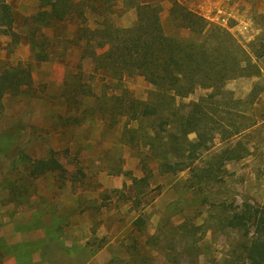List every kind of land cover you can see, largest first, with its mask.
Wrapping results in <instances>:
<instances>
[{
	"label": "rangeland",
	"instance_id": "obj_1",
	"mask_svg": "<svg viewBox=\"0 0 264 264\" xmlns=\"http://www.w3.org/2000/svg\"><path fill=\"white\" fill-rule=\"evenodd\" d=\"M152 1L160 6L166 32L189 33L171 21L172 0ZM177 1L232 33L264 76V56L257 58L264 44V0ZM0 2L16 15L11 28L0 25V71L6 69L10 76L16 72L19 78H8V90L0 97V134L15 128L19 144L11 153L0 154L2 263L244 264L240 246L245 238L221 222L245 206L264 211V121L234 139L242 140L248 153L222 163V177L213 186L190 188V170L160 173L155 160L149 159L152 176L147 186H136L134 195L132 177L145 175L139 162L141 147L125 142L122 133L125 125L137 126V121L122 116L112 124L95 106L93 95H100L101 104L103 92L121 94L124 87L132 97L147 100L153 85L139 74L118 80L96 72L90 57L81 56L85 40L80 28L98 26L102 17L95 12L83 9L42 28L52 38V58L38 61L24 37V19L38 11L41 0ZM114 8L109 19L115 25L133 24L134 8L123 7L120 0ZM23 68H28L29 77L21 73ZM254 80L239 77L227 81L225 88L245 97ZM77 84L88 92L77 95L71 89ZM205 92L197 89L182 102ZM259 101L264 107V92ZM222 145L215 139L200 163ZM49 149L68 169V178L26 176L24 164L16 161L20 153L36 159ZM142 150L148 152L147 147ZM138 215L144 222L140 229L134 224Z\"/></svg>",
	"mask_w": 264,
	"mask_h": 264
},
{
	"label": "trees",
	"instance_id": "obj_2",
	"mask_svg": "<svg viewBox=\"0 0 264 264\" xmlns=\"http://www.w3.org/2000/svg\"><path fill=\"white\" fill-rule=\"evenodd\" d=\"M116 1L119 0H83L77 4L73 0H41L38 11L24 19L28 24L24 37L31 45L33 58L38 61L52 58L49 51L52 38L41 32L42 28L83 9L101 16L98 26L80 28L85 40L81 56L90 57L96 72L118 80L139 74L154 87L147 100L132 97L124 87L121 94L103 92L101 104H98L100 95H93L95 106L112 124L122 116L137 121V126L125 125L122 133L125 142H131L137 150L141 147L139 162L145 175L132 177V192L137 195L139 185L147 186L152 176L149 159L155 160L160 173L190 170V188L203 190L213 186L222 177V163L241 159L248 153L242 140L234 139L248 135L264 121V107L259 101V94L264 92L260 64L227 29L208 23L177 0H172L169 16L175 27L188 30V34L166 32L160 20V6L152 0H120L123 7L135 9L136 19L129 26H117L109 19ZM15 16L6 3L0 2V25L11 28ZM261 48L263 52L257 58L264 56V44ZM23 72L29 77L28 68H23ZM12 74L16 76H10L6 69L0 71V97L8 90V78L10 82L18 78L16 72ZM239 77L255 79L245 97L235 96L233 90L225 88L227 81ZM28 81L29 78L23 83ZM80 86L71 89L77 95L86 94L88 89ZM197 89L206 92L195 100L182 102ZM77 98L80 103V97ZM14 131L15 128L0 134V154L6 155L19 147ZM215 139L223 145L207 156L204 164L200 163ZM142 147H147L148 152ZM20 154L16 161L24 164L22 172L29 178L43 174H55L61 180L68 178V169L52 149L36 159ZM143 223L140 215L134 220L138 229ZM221 225L241 231L245 238L240 246L244 264H264L263 210L245 206L224 217ZM0 264H3L1 253Z\"/></svg>",
	"mask_w": 264,
	"mask_h": 264
}]
</instances>
